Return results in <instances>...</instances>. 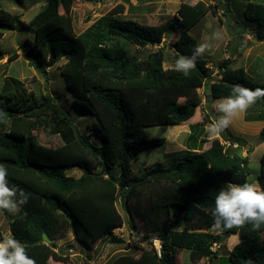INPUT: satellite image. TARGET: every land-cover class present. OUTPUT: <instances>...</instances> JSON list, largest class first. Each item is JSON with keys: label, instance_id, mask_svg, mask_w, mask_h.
Returning <instances> with one entry per match:
<instances>
[{"label": "trees", "instance_id": "trees-1", "mask_svg": "<svg viewBox=\"0 0 264 264\" xmlns=\"http://www.w3.org/2000/svg\"><path fill=\"white\" fill-rule=\"evenodd\" d=\"M76 1L101 0H47L29 22L0 6V46L5 31H32L34 40L29 41L23 57L44 74L65 59L59 70L73 106L81 109L80 116L87 113L97 122L86 127L89 134L85 135L51 93L37 95L16 77L4 79L0 87V110L5 113L0 118V164L8 169L10 185L30 193L21 213L10 219V232L37 264H48L50 259L66 263L69 258L55 251V242L64 231L92 243L112 235L124 223L116 204L121 194L129 211L132 200L146 204L147 213L140 214L145 231L162 243L160 253L153 247L139 248L136 255L111 264H177L178 250L190 251L191 258L211 261L217 257L213 246L237 234L240 241L226 264H264V226L257 231L251 225L213 229L215 195L229 182H249L247 157L239 158L235 150L227 152L219 140L212 141L205 151L192 152L200 150L198 139L192 137V151L168 165L157 163L138 176L131 167L143 150L165 143L164 138L146 139L143 129L157 126L162 110L169 122L190 124L194 130L205 123L206 116L203 122L200 119L202 97L198 89L210 77L206 61L198 57L195 69L185 76L164 67V46H160L168 34L176 35L177 40L170 43L175 60L191 56L198 43L190 29L210 8L216 14L217 7L200 3L199 14L190 20L183 5L179 18L149 26L122 18L125 7L118 5L77 35L72 19ZM243 19L254 29L256 40L264 43V4L247 3ZM127 45L160 48L140 59L127 55ZM18 56H9L8 63ZM230 64V59L222 61L221 79L206 88L210 102L229 96L235 84L264 88V82L252 81L244 69L232 70ZM253 106L263 108L264 99ZM41 129L57 136L61 143L52 146L40 142L35 132ZM260 135L264 139V127ZM72 168H79L81 176H68L66 171ZM261 170L258 183L264 188V153ZM173 207L182 212L181 218L179 214L172 217ZM43 233L51 244L43 241ZM236 238L238 242V237H233L231 245Z\"/></svg>", "mask_w": 264, "mask_h": 264}, {"label": "rangeland", "instance_id": "rangeland-1", "mask_svg": "<svg viewBox=\"0 0 264 264\" xmlns=\"http://www.w3.org/2000/svg\"><path fill=\"white\" fill-rule=\"evenodd\" d=\"M181 1L184 2V0ZM198 1L200 0H188L187 3L193 6ZM204 2H210V0H204ZM213 2L214 4L211 6L217 8L215 10L216 15L211 12L208 17V23L211 21L210 28L203 31L204 21H202L194 27L191 34L199 44L206 43L210 46L203 54V59L210 70V77L207 79L205 86L198 89L202 97V116L200 119L203 122L206 116V121L198 124L194 130L190 124L169 122L165 110H162L157 119V126H148L143 129L146 139L164 138L165 143L161 146L143 150L138 159L132 161V172L136 176L145 173L146 170L154 167L157 163L168 165L176 157L187 155L189 151H186L183 147L189 148L192 145L190 140L194 136H189L185 129L188 127V130L194 135L199 134L201 131L204 134L205 127L217 118L214 108L217 100L209 101L206 88H209L212 82L221 79L219 64L222 61L234 58L231 68H245L250 75L249 79L256 83H263L264 81V43L256 40L254 29L244 24L245 20L243 19V10L247 3L264 4V0H226V3L224 0H213ZM46 3L47 0H23L21 3H16L14 0H0L1 7L14 15H19L24 22L31 21ZM228 4L232 8L230 13L226 11ZM118 5L128 6V12L121 15V17L125 19L137 17L143 24H147V22L159 24L164 20L179 18L178 10L181 8V4L177 0H101L99 3L76 1L72 7V19L77 35H81L88 27L105 18ZM33 40L34 33L28 29L18 28L15 31H5L0 46L3 53L1 56H4L0 60V87L6 77L12 76L24 82L28 90L35 92L37 95L51 93L53 97L59 99L64 110L80 128L81 132L88 135L89 130L86 127L94 126L97 122L94 117L87 113L80 116L81 109L73 106V99L67 93L65 82L59 70V67L66 60H60L58 64L48 68L45 74L38 72L22 55L23 51L29 47V41ZM176 40L177 36L172 35L168 40L165 41L164 39V45H161L164 46L165 68L175 67V52L171 49L170 43H174ZM126 48L127 55H136L140 59L146 58L149 53L158 49L157 46H148L143 49L133 45H127ZM14 53L19 54L18 58L8 63L9 56ZM256 59H258L257 62ZM245 116L247 119L256 121L264 120V107L252 106L245 112ZM243 118V114H241L234 119L233 123L222 134L220 133L222 138L219 135L209 138L206 132L205 140L208 144H200L199 151H204L206 146L209 147L214 140L221 141L225 150L229 153H232L236 147L245 146L243 155L249 159L251 169L248 180L259 185L258 177L262 172L261 157L264 153V139L258 135L256 130L254 134L253 132L248 134L250 127L244 122ZM197 119L199 120V115ZM257 124L261 123L257 122L253 125ZM35 134L38 136L39 141L46 145L57 146L61 143L60 139L57 136L50 135L48 130L41 129L36 131ZM66 174L78 178L81 176L82 171L79 168H72L66 171ZM116 204L123 218L122 227L115 228L112 235L95 243H92L89 239L78 240L71 231H64L62 238L55 242V251L67 256L69 260L64 263L50 259L48 264H111L116 260L136 255L139 248L150 249L153 247L157 249L161 247L162 241L156 240L153 233L147 234L145 231V222L140 214L147 213L146 204L141 203L138 205L135 200H132L130 201L131 209L129 211L121 194L118 195ZM171 212L172 217L177 214L180 218L182 216L179 208L173 207ZM14 216L11 213L8 215L3 212L0 213L1 237L10 232L9 222ZM233 237H238V235L230 236L220 245L213 246L212 249L217 253V257L211 261L208 258L197 260L200 256L191 258L190 251L178 250L177 264H226L229 253L239 243V238L238 242L236 238V242L231 245L230 242H232Z\"/></svg>", "mask_w": 264, "mask_h": 264}, {"label": "clouds", "instance_id": "clouds-1", "mask_svg": "<svg viewBox=\"0 0 264 264\" xmlns=\"http://www.w3.org/2000/svg\"><path fill=\"white\" fill-rule=\"evenodd\" d=\"M210 46L199 44L191 56L181 55L175 61L174 70L188 76L195 69L198 57L202 56ZM264 99V88H248L241 84L232 86L231 94L215 102L217 118L206 126L209 138H214L227 129L241 114ZM5 113L0 110V118ZM7 123V120H3ZM236 149V148H235ZM30 193L18 185L9 184L8 169L0 164V213H21L23 206L28 203ZM213 209V229L225 231L233 228H244L251 225L253 231L264 226V188L257 183L245 182L227 183L215 195ZM26 216L27 213H24ZM0 264H37L28 255L26 246L14 234L8 232L0 237ZM248 264H252L251 261Z\"/></svg>", "mask_w": 264, "mask_h": 264}, {"label": "crops", "instance_id": "crops-1", "mask_svg": "<svg viewBox=\"0 0 264 264\" xmlns=\"http://www.w3.org/2000/svg\"><path fill=\"white\" fill-rule=\"evenodd\" d=\"M187 1L188 0H184V2L183 1H181V0H177V2L179 3V4H181V6H183L184 5V7H185V16L186 17H188L190 20H192V19H194L198 14H199V8H198V4H200V3H203L206 7H208V6H211V5H213L214 4V2H213V0H210V2H204V0H200V1H198L195 5H193V6H191V4H189V3H187ZM224 2H226L225 0H224ZM188 5V6H187ZM224 5H225V3H224ZM226 7V6H225ZM226 11L227 12H229L230 13V11H232V8L230 7V4H229V6L227 5V7H226ZM126 12H128V6H126L125 5V10H124V13L123 14H125ZM212 12V9L210 8V11H208V12H206L205 14H203L202 16H200L198 19H197V21L195 22V24H194V26L190 29V34H192V30L194 29V27L196 26V25H198L199 23H201L202 21H204V23H203V25H202V28H203V31H205L206 29L208 30L209 28H210V26H211V21L208 23V17L210 16V13ZM122 14V15H123ZM213 14V13H212ZM213 15H216V14H213ZM232 15V14H231ZM230 15V16H231ZM154 16V15H153ZM123 18V17H122ZM125 19V18H124ZM151 19V18H150ZM175 18H173L172 20H174ZM131 20H135V21H137V22H139V23H141V24H143L142 23V21H140V20H138V18L137 17H135V18H131ZM168 21H171V20H164V21H162V23H159V24H151V23H148L147 22V24H143V25H149V26H159V25H162V24H165V23H167ZM243 30H244V28H243ZM171 36H172V34H171ZM230 40V39H229ZM198 43V45H199V42H197ZM166 44H169V43H166ZM161 45H164V42L161 44ZM168 46V45H167ZM158 47V49L160 48V47H162V46H157ZM157 49V50H158ZM202 58H203V55H202ZM228 59H230L231 60V64H230V69H232V70H236V69H240V68H242V67H236L235 69H233V68H231V66H232V64H233V59L234 58H228ZM258 61V59H256V62ZM242 69H244L245 70V72H246V74L248 75V77H250V75H249V73H248V71L245 69V68H242ZM264 82V81H263ZM219 100V99H218ZM253 107H256V106H253ZM215 113H216V111H215ZM217 115H216V117L218 116V113H216ZM243 120H244V122L245 123H247V125L250 127V129H249V132H248V134H252V132H253V134H254V131L256 130V132H258V135H260V133H261V130L263 129V127H264V120H261V121H256V120H253V119H247V118H245L246 116H245V113H243ZM252 122H254V123H257V122H260L261 124H257V125H253L254 123H252ZM189 128L187 127L186 129H185V132H187V134L190 136V135H193L196 139H198V144H197V146H200V143L201 144H203V145H205V144H208L207 143V141L205 142L204 140H205V136H206V127H205V132H204V134H202V131L199 133V134H197V135H194L190 130H188ZM222 134V133H221ZM221 134H219V137L220 138H222L221 137ZM188 136V137H189ZM261 136V135H260ZM203 142V143H202ZM182 146H184V145H182ZM182 146H180V147H182ZM210 147V146H209ZM208 146H206V149L205 150H207L208 148H209ZM245 147V146H244ZM243 146H241L240 148H242V152H244L245 151V148H244ZM186 151H189V152H191L192 150L191 149H189V148H186V146H184L183 147ZM198 148V147H197ZM204 150V151H205ZM192 152H197V153H199L200 151H192ZM238 235V234H237ZM238 238H239V236H238ZM239 241H240V239H239Z\"/></svg>", "mask_w": 264, "mask_h": 264}, {"label": "water", "instance_id": "water-1", "mask_svg": "<svg viewBox=\"0 0 264 264\" xmlns=\"http://www.w3.org/2000/svg\"><path fill=\"white\" fill-rule=\"evenodd\" d=\"M171 37V34H168L165 38V41L168 40ZM4 58V56L0 55V60H2ZM235 154L239 157V158H245V156L243 155L242 152V148L236 147L235 149ZM43 241L47 244H50L52 241L51 239L48 237V235L46 233H43Z\"/></svg>", "mask_w": 264, "mask_h": 264}, {"label": "built area", "instance_id": "built-area-1", "mask_svg": "<svg viewBox=\"0 0 264 264\" xmlns=\"http://www.w3.org/2000/svg\"><path fill=\"white\" fill-rule=\"evenodd\" d=\"M161 248V247H160ZM160 248H157L158 253H160Z\"/></svg>", "mask_w": 264, "mask_h": 264}]
</instances>
